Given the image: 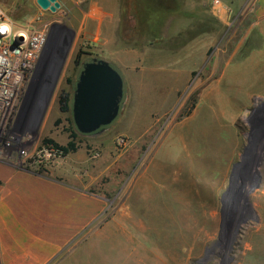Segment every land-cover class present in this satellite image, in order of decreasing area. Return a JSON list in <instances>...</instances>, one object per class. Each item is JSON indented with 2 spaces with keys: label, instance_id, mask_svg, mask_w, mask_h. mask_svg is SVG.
Returning a JSON list of instances; mask_svg holds the SVG:
<instances>
[{
  "label": "rangeland",
  "instance_id": "1",
  "mask_svg": "<svg viewBox=\"0 0 264 264\" xmlns=\"http://www.w3.org/2000/svg\"><path fill=\"white\" fill-rule=\"evenodd\" d=\"M221 1L228 18L214 0H59L56 12L37 0H0L5 18L45 30L51 43L12 127L16 142L0 143V188L3 174L30 171L104 203L50 264H264L254 1ZM192 7L208 13L199 20ZM94 59L119 71L124 96L115 120L87 134L73 103ZM70 141L77 150L56 148Z\"/></svg>",
  "mask_w": 264,
  "mask_h": 264
},
{
  "label": "crops",
  "instance_id": "2",
  "mask_svg": "<svg viewBox=\"0 0 264 264\" xmlns=\"http://www.w3.org/2000/svg\"><path fill=\"white\" fill-rule=\"evenodd\" d=\"M234 1L241 8L254 1L248 36L254 33L255 44L249 53L264 68V0ZM191 11H197L199 20L208 13L193 7ZM216 14L230 16L226 9ZM3 175L7 180L0 188V264H50L104 208L98 196L53 177L23 170Z\"/></svg>",
  "mask_w": 264,
  "mask_h": 264
},
{
  "label": "built area",
  "instance_id": "3",
  "mask_svg": "<svg viewBox=\"0 0 264 264\" xmlns=\"http://www.w3.org/2000/svg\"><path fill=\"white\" fill-rule=\"evenodd\" d=\"M215 9H225L221 0H214ZM231 13V9L227 8ZM48 34L39 28L16 26L0 11V143L16 142L12 127L35 92L38 72L48 54ZM27 140L26 136L22 141ZM21 154H26L22 150Z\"/></svg>",
  "mask_w": 264,
  "mask_h": 264
},
{
  "label": "water",
  "instance_id": "4",
  "mask_svg": "<svg viewBox=\"0 0 264 264\" xmlns=\"http://www.w3.org/2000/svg\"><path fill=\"white\" fill-rule=\"evenodd\" d=\"M41 8L56 12L59 0H37ZM50 40L48 47H50ZM124 96V79L112 64L94 59L84 65L77 82L73 116L81 133H93L118 116Z\"/></svg>",
  "mask_w": 264,
  "mask_h": 264
},
{
  "label": "trees",
  "instance_id": "5",
  "mask_svg": "<svg viewBox=\"0 0 264 264\" xmlns=\"http://www.w3.org/2000/svg\"><path fill=\"white\" fill-rule=\"evenodd\" d=\"M61 102L62 103H67L68 101H67V96H66V98H61ZM75 136V135H74ZM46 142H51L50 140H46ZM56 145V148H58V149H62L63 151H64V154H68V153H70V152H72V151H75V150H77V145L73 142V141H70L68 144H67V146H59L58 144H55Z\"/></svg>",
  "mask_w": 264,
  "mask_h": 264
}]
</instances>
